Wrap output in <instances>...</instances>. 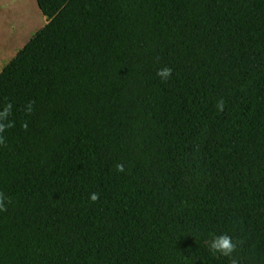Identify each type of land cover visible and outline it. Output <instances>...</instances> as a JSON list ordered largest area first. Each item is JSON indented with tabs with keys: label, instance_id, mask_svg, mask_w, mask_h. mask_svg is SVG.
I'll list each match as a JSON object with an SVG mask.
<instances>
[{
	"label": "trees",
	"instance_id": "1",
	"mask_svg": "<svg viewBox=\"0 0 264 264\" xmlns=\"http://www.w3.org/2000/svg\"><path fill=\"white\" fill-rule=\"evenodd\" d=\"M36 1L0 71V264H230L223 234L264 264V0Z\"/></svg>",
	"mask_w": 264,
	"mask_h": 264
},
{
	"label": "clouds",
	"instance_id": "2",
	"mask_svg": "<svg viewBox=\"0 0 264 264\" xmlns=\"http://www.w3.org/2000/svg\"><path fill=\"white\" fill-rule=\"evenodd\" d=\"M157 75L160 77L162 82H167L168 79L172 75V70L170 68L164 67L161 68L158 72ZM34 101H30L26 105V112L27 114H31L33 111V105ZM12 104L7 103L5 104L2 109H0V146L5 145L6 140L4 137V133L9 129L14 126V122L10 120V117L12 115ZM217 107L218 109L222 112L224 110V101L221 99L217 102ZM23 128L27 130L28 124L24 123ZM116 169L119 172H124V165L123 164H117ZM90 201L95 203L99 199V194L98 193H91L89 197ZM11 199L6 198L2 192H0V212H6L7 211V206L6 204H10ZM242 241H233L231 236L227 234L219 235L214 237L209 245V250L213 254H220L224 257H227L230 259V264H240V261L238 258L234 257V253L237 252V245L242 244Z\"/></svg>",
	"mask_w": 264,
	"mask_h": 264
},
{
	"label": "bare ground",
	"instance_id": "3",
	"mask_svg": "<svg viewBox=\"0 0 264 264\" xmlns=\"http://www.w3.org/2000/svg\"><path fill=\"white\" fill-rule=\"evenodd\" d=\"M38 12L44 20L34 0H0V30L6 27L18 30L21 42L41 24Z\"/></svg>",
	"mask_w": 264,
	"mask_h": 264
},
{
	"label": "rangeland",
	"instance_id": "4",
	"mask_svg": "<svg viewBox=\"0 0 264 264\" xmlns=\"http://www.w3.org/2000/svg\"><path fill=\"white\" fill-rule=\"evenodd\" d=\"M37 3L36 0H34ZM39 8V7H38ZM40 10V9H39ZM43 15V14H42ZM40 17V13L38 12ZM45 17V16H44ZM47 19L40 17V25L26 35L23 41L19 42V31L8 27L0 30V71L8 63V61L16 54V52L24 46V44L35 35L42 27L47 24Z\"/></svg>",
	"mask_w": 264,
	"mask_h": 264
}]
</instances>
